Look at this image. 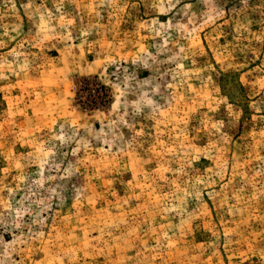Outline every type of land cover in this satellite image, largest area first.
<instances>
[{"label":"rangeland","instance_id":"rangeland-1","mask_svg":"<svg viewBox=\"0 0 264 264\" xmlns=\"http://www.w3.org/2000/svg\"><path fill=\"white\" fill-rule=\"evenodd\" d=\"M0 264H264V0H0Z\"/></svg>","mask_w":264,"mask_h":264}]
</instances>
